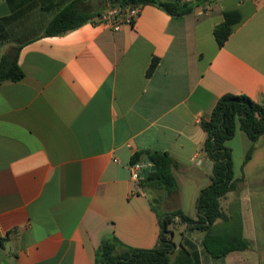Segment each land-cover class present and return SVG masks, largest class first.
<instances>
[{
  "label": "crops",
  "instance_id": "crops-1",
  "mask_svg": "<svg viewBox=\"0 0 264 264\" xmlns=\"http://www.w3.org/2000/svg\"><path fill=\"white\" fill-rule=\"evenodd\" d=\"M70 1L0 0V58L19 47L24 71L20 81L0 82V264H95L110 235L155 248L162 214L149 189L132 180L131 158L169 152L178 186L162 194L173 210L196 218L212 174L201 122L227 93L264 106V0H208L183 17L145 5L120 30L87 22L46 36ZM231 10L243 20L220 47L214 29ZM227 146L233 159L238 146L245 155L240 173L233 160L235 177L244 179L222 206L228 212L239 199L254 248L222 259L256 264L264 260V161L253 163L264 137L246 163L252 142L245 132ZM185 228L189 240L201 232Z\"/></svg>",
  "mask_w": 264,
  "mask_h": 264
},
{
  "label": "trees",
  "instance_id": "trees-1",
  "mask_svg": "<svg viewBox=\"0 0 264 264\" xmlns=\"http://www.w3.org/2000/svg\"><path fill=\"white\" fill-rule=\"evenodd\" d=\"M94 0H71L48 24L45 35L56 36L80 27L101 16L107 8L135 5H154L173 17H183L208 0L187 2L176 0H100V6ZM239 10L224 13V21L215 27L214 35L220 47H223L237 25L242 22ZM20 48H15L0 58V82L20 81L24 71L19 64ZM158 65L153 59L147 72L151 76ZM206 132L204 152L212 162L211 183L204 187L197 200V217L187 215L182 209L159 216L160 236L153 249H140L125 245L115 235L105 237L96 251L95 264H200V254L189 240L174 241L169 227L178 218L187 228L204 233L200 242L203 253L212 259H222L234 251L254 248L251 240L244 235V224L239 199L224 210L222 200L229 192L238 196L244 177L236 178L232 151L227 142L238 130L246 133L252 146L248 150L244 163L248 162L255 149V143L264 137V106L249 96L227 93L223 95L213 109L211 118L201 122ZM145 161L157 167L145 177L139 186L152 191L165 190L173 193L177 190V180L173 173L177 161L167 151L147 150L136 153L131 164ZM0 244L2 240L0 239Z\"/></svg>",
  "mask_w": 264,
  "mask_h": 264
},
{
  "label": "rangeland",
  "instance_id": "rangeland-1",
  "mask_svg": "<svg viewBox=\"0 0 264 264\" xmlns=\"http://www.w3.org/2000/svg\"><path fill=\"white\" fill-rule=\"evenodd\" d=\"M234 150L235 151H234V159L233 160L235 163V170L237 173H240L243 169V167H242L243 156H245V155L242 154V150L240 149L239 146L236 147ZM263 161H264V148L260 147L259 150L257 151V154H256L255 159H254V163H253L254 167H256V168L260 167V164ZM242 184H243V182L241 183V185ZM148 192L150 194V198L153 200V203H154L156 209L158 210V212L160 214L163 215L166 212H171L173 210L174 201L172 200L171 202L167 203L166 198L162 194L161 190H158V191L149 190ZM185 227H187V226H185V224H183L181 222V220L178 218L174 219L173 223L169 227V229H171V231L173 232L174 241L176 242L177 245H179L180 242L186 243V241L189 240L186 236L182 235V234L187 235ZM201 234H202L201 232H197V234H195V237H193L192 240H189L192 244L195 245V250L197 252H199L200 251L199 249L201 248L199 241L197 240V237ZM203 255H204V253L202 251V258L203 259H200L201 260L200 264H225L224 259H221V258L220 259H205V257ZM253 264H254V262H253ZM256 264H264V260L256 259Z\"/></svg>",
  "mask_w": 264,
  "mask_h": 264
},
{
  "label": "built area",
  "instance_id": "built-area-1",
  "mask_svg": "<svg viewBox=\"0 0 264 264\" xmlns=\"http://www.w3.org/2000/svg\"><path fill=\"white\" fill-rule=\"evenodd\" d=\"M142 8L143 5L141 4L126 7H110L104 10L101 16L97 17L94 21L95 23L104 24L112 30H120L125 25H134ZM147 166L149 165L141 162L130 165L132 180L136 184H139L145 178L144 171Z\"/></svg>",
  "mask_w": 264,
  "mask_h": 264
},
{
  "label": "water",
  "instance_id": "water-1",
  "mask_svg": "<svg viewBox=\"0 0 264 264\" xmlns=\"http://www.w3.org/2000/svg\"><path fill=\"white\" fill-rule=\"evenodd\" d=\"M156 169H157V167L154 166V165H149V166H147L146 169H145V171H144V173H145V177H147V176L149 175L150 172H153V171H155Z\"/></svg>",
  "mask_w": 264,
  "mask_h": 264
}]
</instances>
